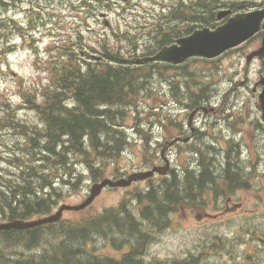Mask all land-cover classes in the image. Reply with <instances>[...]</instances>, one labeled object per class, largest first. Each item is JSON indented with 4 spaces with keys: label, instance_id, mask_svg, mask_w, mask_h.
<instances>
[{
    "label": "rangeland",
    "instance_id": "1",
    "mask_svg": "<svg viewBox=\"0 0 264 264\" xmlns=\"http://www.w3.org/2000/svg\"><path fill=\"white\" fill-rule=\"evenodd\" d=\"M172 1L157 2L156 7L163 16L168 7H180L185 3V0H178L176 5ZM82 2L52 0L40 10L32 9V17H41V20L33 23L32 26L36 28L34 30L28 28L30 30L28 32L15 31L11 28L13 22L19 25L27 24L29 19L21 10L2 11L0 20L4 23H0V115L9 106L19 122L25 124L40 120L34 104L41 101V94L51 79V69L46 72L51 58L53 64L56 61L62 63L65 61V54L73 53L76 56L82 50L88 51L85 56L94 60V56L98 55L97 51H109L119 58L116 62L119 63L120 56L114 53L120 54L123 59L145 55L138 53L137 48L142 47L141 49L144 50L148 48L149 43L146 40L150 38L151 33H146L148 36L142 39L137 27L151 13L147 8L152 5L151 2L118 0L115 3L111 2L113 5L108 6L107 9H101L98 4H91L88 1H85L86 6L82 7ZM232 2L233 0H229V3ZM257 2L259 4L261 0ZM77 5L78 7H71ZM102 12L107 13L109 27L105 26L104 18L99 17ZM142 33L145 31L142 30ZM106 59L116 60L110 57L108 52ZM237 60L238 54L235 51L223 58L207 60V58L193 57L181 67L172 68L169 65L158 64L155 67L154 78L150 79L149 86L152 93L144 92L141 95L145 99L154 98L152 103L154 111L158 108L156 112L160 116L169 111L177 114L180 107L173 105L176 103L174 99L175 96L181 98L186 87L188 90L193 88L200 92L201 85L206 88V93H210L215 92L217 87L223 88L229 85L228 81L231 80L234 89L239 90L237 98H239V109L242 111L236 117L233 113V118L229 120L224 108L220 110L218 107L217 117L221 121L217 125V131H213L212 128L210 131L215 134L212 135L213 138L222 142L239 140L243 137L242 142L249 144L252 152L255 153L249 160L255 168L250 173L251 187L248 183L246 190L235 191L233 201L225 198L203 208L202 203L195 202L199 200L192 191L194 200L189 204L184 203L177 211V215L173 213L171 218H163L159 226L152 224L148 225L150 228L146 227L154 232L153 237L146 242V252L152 263L156 260L181 259L193 254L196 255V264H245L246 261L252 263L254 260L264 264V123L261 112L254 103V100L257 101L256 96L250 89L242 87L248 81L251 86L257 80L258 75L254 72L257 64H252L247 75L243 70L238 73ZM171 82L175 84L174 87ZM198 85L199 87L195 88ZM141 116L142 114L140 118ZM160 116H156L152 124L154 125L152 134L157 132V125L161 131L163 129L165 123L159 121ZM134 123L135 121H132L130 125L133 128H135ZM128 131L130 132L131 128ZM21 140L16 132H11L6 129V125L0 124V166L3 158H9L5 156V151L9 150L6 144L12 146ZM221 144L228 149L234 146L232 143ZM195 145L202 146L203 142H196ZM148 151L149 148H143L141 143H133L115 166L110 167V171L115 174L113 178L126 179L128 175L149 170L152 166H165L162 157L159 159L156 156L154 159ZM189 154L186 152L180 154L178 164L190 163ZM164 156L167 158L169 154ZM85 176L81 193L80 188H72L66 191L67 194L60 203L77 204L87 196L91 186L98 180L89 179L88 173ZM160 176L152 177V181L146 183L133 182L124 188L106 187L87 209L78 212L65 211L64 217L80 220L90 213L114 209L124 201L134 203L142 187L154 185L161 179ZM176 195L185 200L187 191L177 190ZM94 244L97 247L103 245L99 241ZM111 245L105 243L99 253L119 258L121 250ZM9 252L16 255L20 250L10 248Z\"/></svg>",
    "mask_w": 264,
    "mask_h": 264
},
{
    "label": "trees",
    "instance_id": "2",
    "mask_svg": "<svg viewBox=\"0 0 264 264\" xmlns=\"http://www.w3.org/2000/svg\"><path fill=\"white\" fill-rule=\"evenodd\" d=\"M186 23L183 20L176 33L188 28ZM64 59L52 65L49 86L36 106L40 122L24 124L13 116L0 119V124L22 139L10 147L9 158L2 163L6 168L0 171V218L5 220L49 213L64 196V189L82 184L83 176L78 170L88 172L95 180L102 178L107 165L115 166L124 149L131 147L126 145L123 131L125 114L116 113H122L126 104L134 103L144 83H135V75H129L122 65L109 66L106 54L95 57L92 64L84 56L73 53ZM204 170L193 174L185 168L161 179L141 192L139 205L146 212L157 210L161 217L182 201L176 195L177 190L186 189L187 198L194 197L192 191H199L205 181ZM130 213L131 208H125L122 203L117 210H105L80 223L65 220L46 226L44 234L54 236L61 249V254L54 250L52 258L56 263L69 264L76 259L70 252L75 253L91 232H105L106 223H119L121 215ZM39 231V228L5 231L2 244L32 248L40 242ZM25 261L15 260L12 264H25ZM30 263L48 262L42 258ZM78 263L100 264V261L83 258Z\"/></svg>",
    "mask_w": 264,
    "mask_h": 264
},
{
    "label": "water",
    "instance_id": "3",
    "mask_svg": "<svg viewBox=\"0 0 264 264\" xmlns=\"http://www.w3.org/2000/svg\"><path fill=\"white\" fill-rule=\"evenodd\" d=\"M248 16V15H247ZM239 20L245 22L247 18L233 19L226 25L224 29H218L211 31L208 28L203 30L195 31L193 34L189 35L185 39H181L180 48L176 49L173 53L165 56V58L173 59L179 61L185 56L190 54H203L208 56H214L224 49L236 45L246 39L248 36L253 34L258 29V23H256L255 18L248 16V21L245 26H243ZM155 170V169H154ZM153 171L148 173H137L133 175L127 181L111 182L109 180H103L101 184H95L92 187L91 196L81 205L70 207L62 206L57 214L44 219L45 222L57 220L60 218L61 210L63 208L78 209L87 205L96 194H98L101 188L106 185H128L135 177L144 178L152 175Z\"/></svg>",
    "mask_w": 264,
    "mask_h": 264
},
{
    "label": "flooded vegetation",
    "instance_id": "4",
    "mask_svg": "<svg viewBox=\"0 0 264 264\" xmlns=\"http://www.w3.org/2000/svg\"><path fill=\"white\" fill-rule=\"evenodd\" d=\"M262 34L264 36V27L262 28ZM264 38V37H263ZM261 64V67L258 68V75L263 76L264 78V58L262 60L258 61ZM233 104V103H232ZM217 104H214V107H207L204 112H206V118L203 120L202 126H201V134L204 136V139H208V136H210V128L212 127L213 123L218 121L217 117ZM229 107H231V103L227 105V112L230 111ZM208 113V116H207ZM194 132L191 134L193 135ZM181 147L179 146V143H176L174 146L171 147L173 151L179 150ZM202 151L207 154H214L216 156V159L218 160V164H213L215 167V170H220L221 172L231 170L234 166V163H221L219 160L222 159V156H225L224 159H227V155L230 153L229 149L225 146H221L220 143H212L210 145H205L202 148ZM228 160V159H227ZM231 165V166H230ZM219 166V167H218ZM222 177H224L222 175ZM209 175L207 172L204 173V180L208 179ZM224 184V182H223Z\"/></svg>",
    "mask_w": 264,
    "mask_h": 264
}]
</instances>
